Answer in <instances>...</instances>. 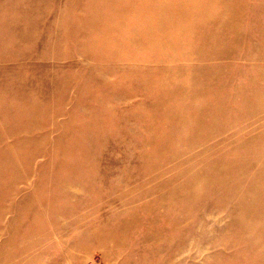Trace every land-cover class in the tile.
I'll list each match as a JSON object with an SVG mask.
<instances>
[{
  "label": "rangeland",
  "instance_id": "374dc122",
  "mask_svg": "<svg viewBox=\"0 0 264 264\" xmlns=\"http://www.w3.org/2000/svg\"><path fill=\"white\" fill-rule=\"evenodd\" d=\"M0 264H264V0H0Z\"/></svg>",
  "mask_w": 264,
  "mask_h": 264
}]
</instances>
